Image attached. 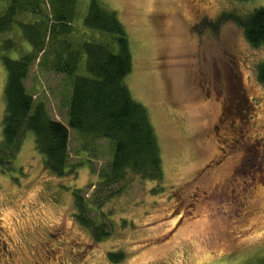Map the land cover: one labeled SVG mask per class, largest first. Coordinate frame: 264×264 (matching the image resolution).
<instances>
[{
    "label": "rangeland",
    "instance_id": "obj_1",
    "mask_svg": "<svg viewBox=\"0 0 264 264\" xmlns=\"http://www.w3.org/2000/svg\"><path fill=\"white\" fill-rule=\"evenodd\" d=\"M90 1L78 0L66 38L75 46L83 40L113 43L112 33L84 25ZM98 1L116 11L124 26L132 55L124 82L148 110L162 177L130 172L116 184L117 194L101 208L88 209L92 227L75 218L73 190L92 196L95 185H90L108 169L114 143L69 127L71 78L51 68V49L40 54L25 86L35 102L43 101L49 114L67 125L70 170L61 177L50 172L34 133L23 134L8 167L0 166L1 237L14 255L10 260L0 252V264H264V84L258 78L264 45H253L242 25L224 17L249 14L264 0ZM9 2L0 0L2 11ZM7 39L15 47L6 49ZM29 50L17 24L0 31V148L6 114L3 57L19 58ZM85 61L84 54L77 74H87ZM220 115L235 126L216 131ZM230 135L237 136L235 147L220 164L205 169ZM196 187L207 190L197 201ZM180 199L193 207L185 203L184 209ZM236 224L240 236L234 238ZM100 225L109 233L96 239ZM110 252L124 256L112 259Z\"/></svg>",
    "mask_w": 264,
    "mask_h": 264
},
{
    "label": "trees",
    "instance_id": "obj_2",
    "mask_svg": "<svg viewBox=\"0 0 264 264\" xmlns=\"http://www.w3.org/2000/svg\"><path fill=\"white\" fill-rule=\"evenodd\" d=\"M77 6L78 0H10L4 11L0 7V31H9L17 24L30 45V50L19 58L3 57L7 82L0 166L8 167L19 149L23 134L30 130L44 156L46 168L60 177L70 170L67 125L53 118L43 101L35 102L25 86L32 64L40 54L44 56L51 49V68L71 78L67 112L69 127L82 134L109 138L114 143L108 169L101 173L96 184L90 185H95L92 196L86 197L82 188H75L72 193L75 218L92 227L88 209L94 206L101 208L117 194L121 189L116 188V184L128 173L160 179L163 167L148 110L134 99L124 82L132 70V55L122 22L116 11L106 9L98 0H91L83 18L84 25L112 33L114 42L83 40L75 46L66 36L72 31ZM24 13L25 18H20ZM32 16L36 17L28 20ZM224 17H231L242 25L253 45H264V6L244 16L227 13ZM4 47L11 49L15 42L7 39ZM84 54L87 74H77ZM258 78L264 84V62L258 66ZM94 232L96 239L109 233L105 225L97 226ZM123 254L110 252L109 256L122 259Z\"/></svg>",
    "mask_w": 264,
    "mask_h": 264
},
{
    "label": "flooded vegetation",
    "instance_id": "obj_3",
    "mask_svg": "<svg viewBox=\"0 0 264 264\" xmlns=\"http://www.w3.org/2000/svg\"><path fill=\"white\" fill-rule=\"evenodd\" d=\"M226 98H229V94H228V92L225 94V96H224V101H225V99ZM219 122L221 123V124H218L217 125V127H216V131H217V128H221V127H223L224 125H227L228 123L233 127V126H235V124L233 123V121L232 120H230V119H227V118H225L224 116H222V115H220L219 116ZM245 122H246V120H245ZM237 141V136H225V137H223L222 138V140H221V142L223 143V145H221V146H219V155L217 156V157H215L214 159H212L211 161H209L207 164H206V167H205V169L206 168H208V169H211L212 167H214V165H216V164H220L222 161H223V159H222V157L224 156V155H226V153H228V151H232V149L235 147L234 145L237 143L236 142ZM225 184L224 183H222V185H220L219 187H220V191H223L224 189H225ZM217 189H218V187H217ZM200 192L202 193V194H206L207 193V190L205 191H199V189H198V187H196L195 188V190H194V192L192 193V197H194V199L197 201L198 200V198H199V196H200ZM210 192H211V190H210ZM180 200H182L181 202H183V206H184V209H185V207H186V205H185V203H186V200L185 199H180ZM186 204H188V203H186ZM189 206H188V208L190 209V208H192L193 207V205L194 204H192V205H190V204H188ZM238 211H241V209L239 210V209H237V211H234V213L237 215V216H240V218H241V216H242V212H238ZM234 214V215H235ZM238 224V223H237ZM237 224L236 225H234L235 227H237V229H232L231 230V235L233 234V235H235L234 236V238H236V237H239L240 236V234H238V232H239V227L237 226ZM4 227L3 226H0V252L3 254V256L2 257H8L10 260H13L14 259V255H13V253H12V251L11 250H7L8 248H7V242H6V240L5 239H3L2 237H1V235H2V233H4ZM6 229V228H5ZM241 231V230H240ZM6 250H7V252H6Z\"/></svg>",
    "mask_w": 264,
    "mask_h": 264
}]
</instances>
